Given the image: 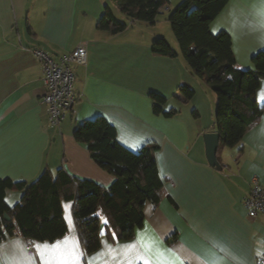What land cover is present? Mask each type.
<instances>
[{"label":"crops","instance_id":"0c3cea01","mask_svg":"<svg viewBox=\"0 0 264 264\" xmlns=\"http://www.w3.org/2000/svg\"><path fill=\"white\" fill-rule=\"evenodd\" d=\"M103 5L101 0H0V180L29 183L43 170L54 176L62 168L109 186L113 177L73 138L76 126L104 118L128 150L158 147L154 158L164 197L156 206H144L143 224L131 240L103 238L89 255L80 244L73 202H62L65 236L53 243L7 238L0 243V264H259L264 214L250 219L243 200L253 181L264 186V112L239 144L220 149L222 171L211 168L203 135L216 133L214 122L201 124L196 111L188 118L176 106L167 108L170 101L186 104L179 87H201V80L195 81L180 54L170 59L151 52L153 41L164 38L179 53L172 30L141 23L118 35L100 32L96 24ZM209 31L226 32L236 66L254 69L252 57L264 49V0H228ZM81 44L86 64L71 66L79 100L57 129L41 103L42 66L32 52L57 60ZM151 92L165 97L166 109L177 111L172 118L153 113ZM255 97L264 104V82ZM20 198V191L10 190L5 200L13 206ZM137 233L155 242L150 253L127 247L136 243Z\"/></svg>","mask_w":264,"mask_h":264},{"label":"trees","instance_id":"16d2710c","mask_svg":"<svg viewBox=\"0 0 264 264\" xmlns=\"http://www.w3.org/2000/svg\"><path fill=\"white\" fill-rule=\"evenodd\" d=\"M170 0H107L96 29L118 35L135 23L154 25ZM228 0H182L168 15L179 53L164 38L151 45L153 55L175 59L183 57L192 74L204 82L216 96L214 126L220 135L217 156L222 148H233L246 130L264 112L256 92L264 82V49L252 57L254 69L236 66L231 40L226 32L213 35L209 26ZM123 18H116L113 9ZM183 102L191 100L194 90L181 85ZM152 111L172 118L177 111L166 109V99L151 92ZM74 140L83 146L91 160L113 177L103 187L72 177L62 168L54 176L43 170L32 182L0 180V243L18 236L25 241L53 243L65 236L67 227L61 203L73 202L72 215L85 255L97 251L105 238L112 242L128 241L144 221L143 208L156 206L164 197L154 154L158 147L146 144L133 152L116 140L115 128L104 118L84 121L73 131ZM217 161L220 163L218 157ZM21 192L13 206L5 200L7 191ZM9 218L5 221L4 216ZM107 221V224L104 221Z\"/></svg>","mask_w":264,"mask_h":264},{"label":"built area","instance_id":"2783aa9c","mask_svg":"<svg viewBox=\"0 0 264 264\" xmlns=\"http://www.w3.org/2000/svg\"><path fill=\"white\" fill-rule=\"evenodd\" d=\"M32 53L42 66L44 93L41 103L47 108L49 124L59 129L66 114L79 100L73 87L74 74L71 66L86 64V49L81 44L73 52L62 55L57 60L40 50ZM243 205L250 219L264 214V186L253 181ZM259 264H264V259Z\"/></svg>","mask_w":264,"mask_h":264},{"label":"rangeland","instance_id":"374dc122","mask_svg":"<svg viewBox=\"0 0 264 264\" xmlns=\"http://www.w3.org/2000/svg\"><path fill=\"white\" fill-rule=\"evenodd\" d=\"M101 1L103 3H105L107 0H101ZM177 4L178 3L175 4V0L174 1L170 0L168 6L165 9H163L161 11V13L157 16V18L155 20V24L153 26L157 25L159 29H162L164 31H165V28H169V30H170L171 26H170V23L168 22V15H169L170 11H172ZM168 10H170V11H168ZM113 11H114L116 18L123 20L121 15L118 12H116V10L113 9ZM139 24H141V23H137V24L133 25V27L136 28V26ZM128 28H130V27H128ZM168 36H169V34H168ZM171 37H168V38H171ZM173 39H175L174 36H173ZM189 71H191V70H189ZM193 77H194L195 81H200V80H198L197 77H195V76H193ZM200 83H201V87L199 85L197 88L191 87L193 90H195L196 95L194 94L193 98L191 100H188L186 104L182 103L181 105H179L178 103H175L174 101H170L167 108H169V106H176L178 108L177 109L178 112H180V110H182L181 117H184L186 115L188 118L190 117V115L192 113H194L196 111L200 114L199 122L201 124H205L207 122L209 123L210 121L214 122L215 121V112H216V101H217V100L216 101L214 100V99H216L215 94L210 90V88L204 82L200 81ZM186 85H190V84L186 83ZM201 141H200V143H201Z\"/></svg>","mask_w":264,"mask_h":264},{"label":"water","instance_id":"95a60500","mask_svg":"<svg viewBox=\"0 0 264 264\" xmlns=\"http://www.w3.org/2000/svg\"><path fill=\"white\" fill-rule=\"evenodd\" d=\"M205 158L207 164L218 172L222 171V165L217 161V152L220 143L219 133H207L203 135ZM5 221H9V218L5 215Z\"/></svg>","mask_w":264,"mask_h":264},{"label":"snow or ice","instance_id":"6c2138e0","mask_svg":"<svg viewBox=\"0 0 264 264\" xmlns=\"http://www.w3.org/2000/svg\"><path fill=\"white\" fill-rule=\"evenodd\" d=\"M136 145H131V147H135ZM105 224H107V221H104ZM154 241H146L144 239V234L143 233H137V241L134 244H130L127 247L128 248H136L139 246L140 248H143L145 253H150L153 250V244ZM59 248V245H54L53 249Z\"/></svg>","mask_w":264,"mask_h":264}]
</instances>
